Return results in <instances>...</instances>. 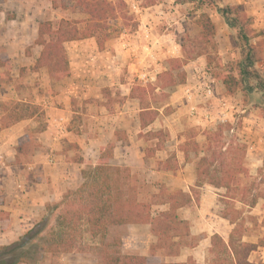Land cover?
<instances>
[{
	"label": "crops",
	"instance_id": "1",
	"mask_svg": "<svg viewBox=\"0 0 264 264\" xmlns=\"http://www.w3.org/2000/svg\"><path fill=\"white\" fill-rule=\"evenodd\" d=\"M210 2L194 5L186 0L171 8L158 4L140 7L136 11L137 27L110 35L101 48L94 37L65 42L70 73L54 81L45 67L31 69L41 49L34 43L38 23L50 9V0H0V245L16 241L44 216L46 205L59 201L65 191L77 188L83 182L81 170L95 165L108 146L112 149L110 164L125 166L138 178L140 200L144 198L140 185L151 196L162 186L168 191L192 194L191 202L179 207L177 214L187 221L196 241L193 246L182 247L175 256L161 252L162 261L184 262L191 257L197 263L208 264L214 257L211 237L217 235L228 244L235 223L222 213L225 203L220 199L225 197L219 192L223 188L208 183L195 185L196 162L204 154L205 136V140H196V151L178 147L181 135L176 137V132L188 125L203 132V119L190 115L189 101L183 93L177 95L173 91L165 104L171 106L170 114H163V106H157L155 119L141 127L140 101L130 95L142 72L149 73L155 81L162 68L158 59L179 55L175 30H184L190 21L197 28L195 20L201 14H207L214 23L218 45L232 44L230 28L217 9L241 5L251 19V29L260 32L250 42L261 45L264 0ZM261 46L262 59L255 66L264 76V44ZM194 63L195 59L184 65L186 76H194ZM37 75L44 89L36 95L33 81ZM229 95L236 99L237 91ZM17 101L40 105L44 126L31 133L35 116L4 125V107ZM215 106L216 100L204 104L211 114ZM257 118L252 113L243 117L250 129L257 124ZM156 130L166 132L164 139L146 135ZM253 151L248 155L253 160L250 171L255 172L260 154ZM170 158L171 166H164ZM238 201L240 206L234 207L242 210L240 241L257 245L246 259L264 264V209L256 207L258 200L252 207ZM167 206L153 204L152 213ZM108 229L122 231L120 250L126 254L149 255V246L156 241L149 223L111 225ZM84 257V253L74 251L60 254L61 264H78Z\"/></svg>",
	"mask_w": 264,
	"mask_h": 264
},
{
	"label": "trees",
	"instance_id": "2",
	"mask_svg": "<svg viewBox=\"0 0 264 264\" xmlns=\"http://www.w3.org/2000/svg\"><path fill=\"white\" fill-rule=\"evenodd\" d=\"M50 1L53 8H64L67 2H74L75 6H79L88 15L83 27L76 25L79 21L65 19H61L57 26H53L50 20H41L38 23L34 43L41 46V49L31 69L37 71L45 67L50 79L60 80L70 73L64 43L93 37L96 32H105L108 29L107 19L114 15L116 8H121L123 3L120 1L115 4L109 0ZM217 10L224 17L228 27L235 31L231 34V43L239 48L240 53L236 61V74L232 72L221 74V80L227 92L233 93L238 88H241L244 93L251 91L252 86H241L243 81L249 80L255 81L256 88L260 86L264 88V77L255 66L256 62L262 59L261 48L250 42V39L260 32L257 33L250 28L251 19L245 14L241 5H225ZM195 25L199 31L196 38L190 42L194 45L191 49L194 55L192 53L181 59H170L169 63L171 64L172 61L174 64L157 75L160 85L132 88L130 95L140 101L138 117L141 127L152 122L158 113L157 106L145 102V93H152L153 97L157 95L160 98H166L168 92L164 89L184 82L186 77L183 69L174 74L175 68L200 55H204L207 62L211 59L203 50L216 47L215 25L207 14H201L195 20ZM103 37H107V34ZM97 45L101 48L103 42ZM4 109L6 112L3 119L4 125L42 113L38 104L29 102L17 101L12 106H5ZM146 135L162 140L166 132L148 131ZM214 140L211 137L208 138L204 154L196 162L195 185L201 186L208 183L217 188H225L226 192L223 196L227 201L235 198L233 194L228 195V192L232 190L233 193L240 194L239 200L243 205L254 206L259 195L252 194L249 187H239L236 182L239 173L247 172L242 162L244 147L240 148V145L236 144L224 150L222 148V150H215L212 144ZM192 144L194 151L198 150V144L196 142ZM111 155L112 149L108 146L102 151L95 165L86 166L81 170L83 182L77 188L65 191L59 201L46 205L44 216L16 241L0 245V264H38L45 253L60 255L71 252L77 248V239L84 232L88 233L92 239L97 238L95 247L101 254L98 264H200L191 257L184 262H164L154 259L157 250H161L164 255L175 256L182 247L194 245L196 237L190 234L187 221L177 214L179 207L191 202L192 194L182 190L168 191L162 186L160 191L152 196L150 202H143L138 199L137 187L129 169L125 166L110 164ZM171 163L172 158L165 161L164 166L170 167ZM153 204L168 206L153 214L151 211ZM55 210L58 212L55 214L54 223L51 224ZM222 213L230 222L235 223V226L228 244L217 235L211 237L214 257L208 264H253L247 261L246 257L257 245L240 241L243 233L242 210L225 202ZM127 223L150 224L156 241L150 244L149 255L124 254L120 250V239L115 243L106 240L109 226Z\"/></svg>",
	"mask_w": 264,
	"mask_h": 264
},
{
	"label": "rangeland",
	"instance_id": "3",
	"mask_svg": "<svg viewBox=\"0 0 264 264\" xmlns=\"http://www.w3.org/2000/svg\"><path fill=\"white\" fill-rule=\"evenodd\" d=\"M112 3L118 4V2H122L123 6L121 8H116V11L114 15H111L107 19L108 23V29L105 32H96L95 36H93L96 39V42H103L105 39H107L110 35L116 34L118 35L121 31L124 30H133L137 26V15L136 11L132 9L130 6L131 0H109ZM140 7H143L145 5H151V4H158L160 6H166L167 8L176 7L177 4H181L186 0H135ZM194 2V5H199L202 3H211L210 0H191ZM43 4V3H42ZM61 19L65 20H75L79 21L76 25L78 27H83L85 24V21L88 19V15L82 11V9L79 6H75L74 2H67L66 6L64 8H53L50 1V9L46 12V15L43 20H50L53 24V26H57L59 21ZM160 24V22L158 23ZM166 24V22H165ZM197 27V26H196ZM251 28V27H250ZM229 33L232 34V32H235L234 30L228 29ZM198 27L194 28V25L192 24V21H190L189 24H186L184 27V30H182V27L175 30L176 37H177V43L180 47V53L178 56H170L166 58L158 59L160 62V68L159 73L169 68V66L174 64V62L171 61V64L169 63L170 59H177V58H184L187 55H191L194 51H191V49L194 47L190 42L194 38H196L198 34ZM104 34H107V37H103ZM259 43L262 45L264 44V37H259ZM259 45L260 47H262ZM191 51V53H187L188 51ZM204 53H207V56H210L211 59L209 62L206 61V57L204 55L197 56L191 60L195 59L194 65H192V71L194 73L193 75H187L185 77L184 82L176 83L172 86L166 87L164 90L168 92V96L166 98H160L157 95L153 97L152 93H145L144 96L146 98L145 102L151 103V105L154 106H163L161 109L163 114L169 115L171 111V106L166 107V103L170 100L171 93H176L177 95H182V87L186 85L193 84L196 80H199L202 78V75L204 73H207L212 76L213 79V85L215 87V94L216 96L224 97L227 101H229L232 112V117H230V122L227 123H217L216 121H212L205 130L200 131L195 129L194 126H186L183 130L176 132V137H179L181 135V140L178 145L179 148H183L189 151H194V146L192 142H196V140H205L203 136H205L206 140L204 141V150L205 146L207 144L208 138L211 137L214 142L212 141L213 147L215 150H224V148H228L229 146H236V144L244 147V156H243V165L247 169V172H241L238 174V179L236 180L238 186L240 187H249L250 192L252 194H258V208L260 210L264 209V88L263 86L257 87V84L254 80H249L246 82H242L241 86H252V90L249 92L244 93L241 88L236 89L237 91V98L231 97L229 93L226 90V87L224 86L222 80H221V74L226 72H232L233 74H236V61L240 57L239 48L230 44H219L216 42L215 48H208ZM191 60L183 63L180 67L175 68L173 70V73L176 74L180 70H184V65H186ZM162 63V65H161ZM148 67V66H147ZM260 70V69H259ZM186 73V71H185ZM261 73V72H260ZM262 75V73H261ZM263 76V75H262ZM264 77V76H263ZM54 80V79H51ZM56 81V80H54ZM34 86L36 87V95L41 94L42 90L44 89L43 86H40L41 80L39 76H36V80L33 81ZM154 85H160L158 79L156 78L155 81L151 82H142L140 80H137L134 82V86H141V87H150ZM181 85V86H180ZM32 86V85H30ZM158 90V87L156 88ZM156 90V92H157ZM216 96L213 97L211 100H218L216 99ZM116 97V96H115ZM203 98V97H201ZM30 99V97H29ZM117 100V99H115ZM203 101H206V99H201ZM13 103L8 104V106H12ZM40 106V105H39ZM41 108V106H40ZM78 111H80V106H77ZM42 113L36 114L34 118V125L30 127L31 133L33 131H36L44 126V111L41 109ZM216 112V108L215 111ZM169 113V114H168ZM247 113H252L255 117L257 116V124H255L254 128H249L247 124L245 123V120L243 117L247 115ZM215 114V113H214ZM213 114V115H214ZM80 117V115H77ZM37 123H36V122ZM74 121H77V119H74ZM32 124V123H31ZM76 125V123H75ZM232 127V130H231ZM238 146V145H237ZM222 148V149H221ZM259 151L260 157H259V166L257 170L254 172L250 171L252 168L253 160L248 153L250 151ZM253 151V152H254ZM241 154V153H240ZM133 182L135 183L136 187L138 186V178L134 175H132ZM235 182V183H236ZM140 189H142V194L144 196V200L141 199L143 202H150L152 200V195L149 193L150 191L143 185H140ZM137 195H138V188H137ZM226 192L225 188L221 189L219 192L220 195H223ZM149 193V194H148ZM250 193V196H251ZM234 195V199H230L227 201L224 198H221L220 201L222 204L225 202H229L233 206H240L239 203V193H233L232 190L228 192V195ZM139 199V198H138ZM140 200V199H139ZM244 210V209H243ZM152 211V207H151ZM58 211H54L53 218L51 220V224L54 223L55 214ZM264 212V211H261ZM247 216V219L249 221L250 215L246 213L244 215ZM122 234V231L112 230L110 231L108 229L106 240L110 243H115L117 240L120 239V235ZM121 241V239H120ZM122 243V241H121ZM97 244V238L92 239L88 233H83L81 237H78L77 239V248L74 249V252H82L84 253V260L78 261V264H98L101 258V254L99 253V250L95 245ZM121 247V244H120ZM161 250H157L154 256V259L161 260L162 261V254ZM123 253V252H122ZM126 254V253H124ZM62 261L60 260V255H51L50 253H45L42 259L38 262V264H61Z\"/></svg>",
	"mask_w": 264,
	"mask_h": 264
},
{
	"label": "built area",
	"instance_id": "4",
	"mask_svg": "<svg viewBox=\"0 0 264 264\" xmlns=\"http://www.w3.org/2000/svg\"><path fill=\"white\" fill-rule=\"evenodd\" d=\"M136 3L137 2L135 0H131L130 6L135 11L139 9L138 4ZM137 78L144 83L151 82L154 79L152 76H150L149 73L145 74L144 72H142ZM183 96L187 101H189V114L192 116H201L203 122L205 123V127H207L212 121H216L217 123H227L231 121L230 117H232V110H230V103L224 97L216 96L215 87L213 85V79L211 75L204 73L201 79L196 80L195 82H193V84L184 86ZM215 96L218 100H216L217 107L215 106L216 112H214L215 114L213 113V115L208 110H206L204 104L207 102H211V100ZM201 99H206V101H203ZM199 107L203 108L202 112L200 111L201 109H199Z\"/></svg>",
	"mask_w": 264,
	"mask_h": 264
}]
</instances>
